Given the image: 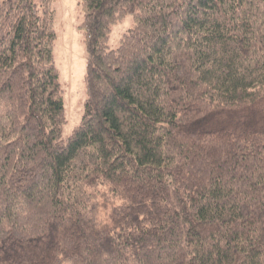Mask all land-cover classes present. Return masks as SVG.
<instances>
[{"label": "trees", "instance_id": "obj_1", "mask_svg": "<svg viewBox=\"0 0 264 264\" xmlns=\"http://www.w3.org/2000/svg\"><path fill=\"white\" fill-rule=\"evenodd\" d=\"M53 4L0 0V264H264V0H80L66 139Z\"/></svg>", "mask_w": 264, "mask_h": 264}, {"label": "rangeland", "instance_id": "obj_2", "mask_svg": "<svg viewBox=\"0 0 264 264\" xmlns=\"http://www.w3.org/2000/svg\"><path fill=\"white\" fill-rule=\"evenodd\" d=\"M55 58L64 90L66 124L63 138H68L79 126L84 113L86 100V58L82 34L79 26L82 21L80 0H54ZM132 17L113 27L109 42L111 49L118 48L121 38L132 28Z\"/></svg>", "mask_w": 264, "mask_h": 264}]
</instances>
